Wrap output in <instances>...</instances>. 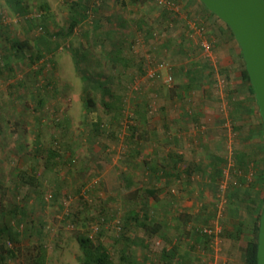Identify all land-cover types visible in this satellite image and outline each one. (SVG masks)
Instances as JSON below:
<instances>
[{"label":"rangeland","instance_id":"374dc122","mask_svg":"<svg viewBox=\"0 0 264 264\" xmlns=\"http://www.w3.org/2000/svg\"><path fill=\"white\" fill-rule=\"evenodd\" d=\"M197 4L0 0V197L6 206L11 198L23 204L27 215L21 221L28 222L18 231L10 221L14 242L6 245L15 252L0 264H28L39 253L40 239L45 250L37 264H83L77 232L92 235L115 264L122 246H129L135 264H158L165 248L175 250L167 264H244L242 248L249 237L244 229L239 238L227 232L218 236L212 246L197 241L195 232V226L215 221L223 231L229 203L240 207L241 216L249 204H239V198L247 197L244 191L262 165L253 116L229 115L230 97L243 88L235 84L234 72L226 82L218 72L221 57L229 56L227 45L212 46ZM19 7L25 12L19 14ZM84 11L86 16L73 20ZM70 22L75 23L69 32ZM203 41L211 48L204 49ZM195 62L201 76L187 89ZM82 74L102 81L103 93ZM84 94L95 100L90 112ZM93 121L104 128L95 129ZM39 122L42 145L54 143L64 155L47 173L45 152L31 159ZM236 151L252 155L246 173L234 169ZM214 155L226 159L224 190L210 180ZM23 169L38 182L28 176L23 181ZM145 187L157 188L158 198L146 200L144 208L159 225L155 231L153 223L145 229L125 222L135 203L129 191ZM250 193L256 198L264 190ZM71 212L73 226L64 221ZM116 222L127 225L118 241ZM4 223L0 214V226Z\"/></svg>","mask_w":264,"mask_h":264},{"label":"trees","instance_id":"16d2710c","mask_svg":"<svg viewBox=\"0 0 264 264\" xmlns=\"http://www.w3.org/2000/svg\"><path fill=\"white\" fill-rule=\"evenodd\" d=\"M187 1V0H186ZM194 2H198L199 4V10L201 13H203L204 15V23L205 26L209 27L208 30V37L210 39V42L212 43V46H217L220 44H223L225 41H227V34L226 32L230 33V38L235 40V37L231 31V29L229 28V26L224 22L225 26H226V32L225 29H223L222 27H220L219 25L216 24V22H214L212 20L211 17H217L213 12H211L207 7H205V5L199 1V0H191ZM20 8V9H19ZM18 9L19 14L20 13H24L25 11L22 9V7H19ZM199 12V13H200ZM87 12L84 11L83 14L78 17H74V21L77 22V18L79 20V18H82L83 16H86ZM72 20V21H73ZM74 23L75 22H70V29L69 32L73 29L74 27ZM207 24V25H206ZM211 26V27H210ZM68 35V33H67ZM21 43H17L16 44V48H19L20 50L17 49V51H19V53H21ZM40 55H37V58H39ZM239 57L241 59V68H240V76H241V80H242V88H243V92L241 93V95L232 96L230 103L233 105V109L230 112V116L232 119L238 117L239 119H241L243 117V115H247V116H253V123L252 126L253 128H255V131H257L259 133V137H260V141H259V149L260 152L262 153L261 155H259L260 160H261V167L258 170V173H255V176L253 178V181L249 184V187L246 191H244L245 197L239 198V204L245 202L246 204H249L247 206H245V208L243 209V213L240 216V211H239V206L238 205H230V203L227 205L228 206V224H224L223 223V231L220 230V232L218 233V236H222L225 235V233L227 232L230 236L234 237V238H239L240 235H242V230L244 229V232H248L249 233V237L248 239H246L245 241V245L242 248V254H243V260H244V264H257V249H258V230H259V221H260V216H261V212L262 209L264 207V194L262 196L258 195L256 198L252 197L250 191L252 190H257L258 192L261 190H264V134H263V126H262V120L260 117V113L258 110V106L256 103V99H255V95H254V91L252 88V85L250 83L249 80V75L248 72L246 70L245 67V63L241 54V51L239 52ZM194 65H198L196 62L193 63ZM201 67H196L195 69H190L189 70V84L186 85L187 89H190L192 87L195 86V84L198 82V80L200 78H198L199 76H201V72L202 70L200 69ZM220 73H222V68L219 69ZM211 73H214L213 70H211ZM213 75V74H212ZM213 77V76H212ZM82 79L84 81H86V83L90 85V83L92 84H97L95 86V89L100 90L101 93H103V88L101 87V82L100 80H92L89 78V76L82 74ZM215 81V78H214ZM38 102L41 103V96L38 95ZM82 99H83V103H84V107L86 108L87 112H90L91 110H93V106L95 105V100L84 94V96L82 95ZM107 105V104H106ZM35 109H38V107H35ZM94 124V128H99L103 127L104 125L101 124V122L99 121H93ZM39 127H40V122L37 125V129H36V138H35V147L36 150L33 153V155L31 156V159L36 161L37 159V154L36 152H45L46 154V159H45V172H49L52 171L53 169V165L55 164V162L57 161V159H63L64 155L59 152L58 150H56V148L53 147L54 143L52 144L51 147L46 148L44 146V144L42 145L41 143V139H40V132H39ZM132 128L134 129V125H132ZM252 160V155L248 154L244 151H236L234 152V158H233V165H234V169L237 171H242V172H247L250 169V161ZM34 163V162H33ZM32 163V168L33 171L34 170V165ZM174 164H176V162H173ZM226 163V159L219 157V156H213L212 159L209 161V167H210V180L213 181V183H219L221 181V179H223L224 177V171H223V167L224 164ZM27 169H23L20 171L19 175L20 178H22V180H25V176H28V181L32 182V183H36L38 182L36 176L34 175V173L32 174H28ZM161 172H163V170H160ZM188 173L190 172V169L187 168L186 170ZM167 172V171H166ZM242 179V178H241ZM246 178L245 176H243L242 182L245 181ZM1 182H3L2 180H0ZM130 181H128L127 183V187L129 188L130 186ZM141 190V191H140ZM129 195L131 197V200L135 201V203L133 204V207L128 211V213L125 215V222L126 224H128L131 221H134V223H136V225L142 226L145 229L150 228V225L153 223V227H151L154 231L157 230V228L159 227V225H157V223H155L156 221L153 220V218L149 215V213L147 212V209H144L146 206V200L148 199H157L158 198V194H157V188L154 187H145L143 189H133L129 191ZM239 197V194H238ZM241 197V196H240ZM40 201H42L43 204V200L40 199ZM0 214L4 217V221L5 223L0 226V234H2V236L4 235L6 240H4V242H0V248H2V250L0 249V261H4L7 257H9L10 255H12L15 251L14 247L11 245H6V243H11V241L14 242L12 236H11V231L9 229H13V225H10V221H12L13 219L15 220L16 223V229L18 231L22 230V228L24 226H27L28 222L26 220L21 221L23 219L26 218L27 212H26V208L23 204H20L16 199L13 200L12 198L9 201V205L6 206L4 205L1 197H0ZM253 214V215H252ZM180 215H184V213H180ZM198 215H200V213H198ZM190 215L189 214H185V217L188 218ZM248 218V219H247ZM75 222V214L73 212L71 213H67V215L64 216V221H67V224L70 226H73L74 224L71 222ZM101 222L105 223V221H107V217H100ZM153 220V221H151ZM12 223V222H11ZM13 224V223H12ZM117 225V229L119 230L118 232H121L119 238L116 239V241H118L119 239H123L126 235V230H127V225H121V223L116 222L114 223ZM245 224V225H244ZM15 226V225H14ZM212 226V225H210ZM44 228V224L42 221H40V228ZM205 225H197L195 226V232L197 234V238L200 242V240H203L205 243L209 244L210 246H212V239L214 237V234H207L204 231ZM94 234L99 230L98 227L96 226V228H94ZM16 230V231H17ZM18 231L16 232V234L18 235ZM7 234H4L6 233ZM100 232H102V228L100 229ZM9 233V234H8ZM7 235V236H6ZM76 240L79 244V247L82 251V263L83 264H115L114 260L112 259V257L110 256V254L108 253V251L105 249V246L101 245V244H95L93 242V237L92 235H89L88 233H80L77 232V234L75 235ZM128 239V237H126ZM196 238V239H197ZM41 240V239H40ZM39 240V248L40 250L38 251L39 253L36 254L35 256H31V258L27 261L28 264H37V260L39 259V261L42 262L43 258V252L45 250V246L43 245L42 241ZM10 247V248H9ZM129 246H122L118 251H119V256H118V264H135L134 258L129 257V250H128ZM175 254V250L174 249H163L162 252V256L161 259L158 264H167L168 260L172 259L173 256Z\"/></svg>","mask_w":264,"mask_h":264},{"label":"water","instance_id":"95a60500","mask_svg":"<svg viewBox=\"0 0 264 264\" xmlns=\"http://www.w3.org/2000/svg\"><path fill=\"white\" fill-rule=\"evenodd\" d=\"M231 29L252 85L264 134V0H199ZM257 264H264V207L258 230Z\"/></svg>","mask_w":264,"mask_h":264},{"label":"crops","instance_id":"0c3cea01","mask_svg":"<svg viewBox=\"0 0 264 264\" xmlns=\"http://www.w3.org/2000/svg\"><path fill=\"white\" fill-rule=\"evenodd\" d=\"M197 6H198V4H197ZM211 18L214 22H216L217 25H219L220 27L225 29V32H226V26H225L224 21L222 19H220L218 16L217 17L213 16ZM226 34H227V41H225L223 44L217 45V47H220V46L226 47V45H227V50H228L229 56H227L226 58L221 57L220 62H219L220 67H218V72H219V74H221L220 76L223 77L224 82H226V80H228V79L230 81L232 73L234 72L235 78H238L237 83H235V84L240 86L239 88L241 89V87L243 86L241 76H240V68L242 66H241V59L239 57V52L241 50H240V47H239L237 41L230 38V33L226 32ZM220 68H222V73H220V70H219ZM233 84H234V82H233ZM178 156H179V158H181V154Z\"/></svg>","mask_w":264,"mask_h":264},{"label":"built area","instance_id":"2783aa9c","mask_svg":"<svg viewBox=\"0 0 264 264\" xmlns=\"http://www.w3.org/2000/svg\"><path fill=\"white\" fill-rule=\"evenodd\" d=\"M202 44H203L204 49L211 48V44L208 41H203ZM168 79H171V77L169 76ZM226 184H227V182L225 181V179H221V181L218 183V185L221 187L222 190H224L226 188ZM224 200H221L220 203L217 205L218 215L220 213H222V211L224 209ZM203 228H204V231L207 234H209V235L214 234V237L212 239V245H213V243L216 242V239L218 237V233L221 230V226L219 225L218 221H215V224L214 225H212V226L206 225Z\"/></svg>","mask_w":264,"mask_h":264}]
</instances>
